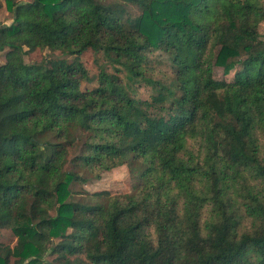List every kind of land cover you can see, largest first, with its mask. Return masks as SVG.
Instances as JSON below:
<instances>
[{
    "label": "trees",
    "instance_id": "obj_1",
    "mask_svg": "<svg viewBox=\"0 0 264 264\" xmlns=\"http://www.w3.org/2000/svg\"><path fill=\"white\" fill-rule=\"evenodd\" d=\"M4 1L0 264H264V0Z\"/></svg>",
    "mask_w": 264,
    "mask_h": 264
},
{
    "label": "rangeland",
    "instance_id": "obj_2",
    "mask_svg": "<svg viewBox=\"0 0 264 264\" xmlns=\"http://www.w3.org/2000/svg\"><path fill=\"white\" fill-rule=\"evenodd\" d=\"M21 1V0H19ZM27 1V0H23ZM131 12L135 15L139 14V9L137 7H131ZM12 22V16L9 13L6 3L4 0H0V23L1 24H10ZM261 34L264 35V21L260 26ZM45 57L47 58H65L72 61L74 56H64L61 51L51 52L50 50L45 51H35L27 57V60L30 62H40ZM80 62L89 70L90 75H97L100 69V66H106L108 72H115V67L112 63L105 59L102 52H97L93 49H88L83 54L77 56ZM5 60V53L0 52V62ZM215 68V77L222 78L224 76V70L221 67ZM155 76L164 78L169 81L173 75L170 67L165 64H158L155 68ZM136 95L141 98H147L150 96V90L145 83H135ZM136 182L129 171L127 165L120 166L111 171L104 172L100 179H93L88 183L83 184L82 186L77 184L76 187L87 189L90 192H97L101 190H110L113 193H126L130 192L133 189V185ZM79 198V197H78ZM16 241V238L13 236L10 230H0V242L5 244L13 245Z\"/></svg>",
    "mask_w": 264,
    "mask_h": 264
}]
</instances>
